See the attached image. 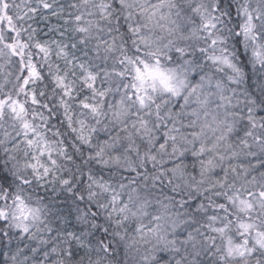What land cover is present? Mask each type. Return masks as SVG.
I'll use <instances>...</instances> for the list:
<instances>
[{
    "label": "snow or ice",
    "instance_id": "snow-or-ice-1",
    "mask_svg": "<svg viewBox=\"0 0 264 264\" xmlns=\"http://www.w3.org/2000/svg\"><path fill=\"white\" fill-rule=\"evenodd\" d=\"M0 264H264V0H0Z\"/></svg>",
    "mask_w": 264,
    "mask_h": 264
}]
</instances>
